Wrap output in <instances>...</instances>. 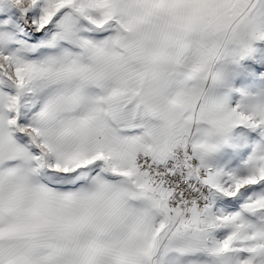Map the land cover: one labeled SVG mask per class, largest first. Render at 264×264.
<instances>
[{
  "label": "snow or ice",
  "instance_id": "1",
  "mask_svg": "<svg viewBox=\"0 0 264 264\" xmlns=\"http://www.w3.org/2000/svg\"><path fill=\"white\" fill-rule=\"evenodd\" d=\"M0 264H264V0H0Z\"/></svg>",
  "mask_w": 264,
  "mask_h": 264
}]
</instances>
